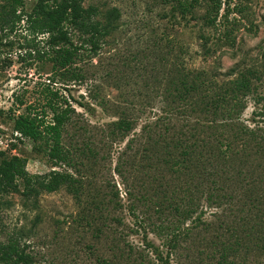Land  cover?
<instances>
[{"label":"rangeland","instance_id":"1","mask_svg":"<svg viewBox=\"0 0 264 264\" xmlns=\"http://www.w3.org/2000/svg\"><path fill=\"white\" fill-rule=\"evenodd\" d=\"M35 2L24 0L19 11L30 13ZM81 2L102 13L112 8L120 12L117 28L99 55L74 65L82 80H65L40 58L46 51L44 38L31 33L24 19L12 30L0 27V151L26 158L30 175L67 171L82 182L78 197L64 187L28 198L0 194V242L17 241L33 264H160L146 244H153L166 257L163 245L173 227H178L189 236L179 240L168 264H218L213 243L216 238L228 242V230L238 226L243 216L251 217L250 207L239 212L237 199L243 186L259 179L264 183V157L256 142L239 152L244 154L238 157L243 163L237 159L229 176V188L237 199L221 213L214 196L210 201L206 197L213 194L209 183L223 167L209 145L224 130L190 114L182 104H167L164 89L173 62L187 71H204L217 83L251 71L246 75L253 91L244 99L238 123L255 132L256 141L264 140V0H243L240 12L234 8L236 0L222 5L217 21H223L225 9L229 13L217 30L202 26L205 4L182 15L162 0ZM224 31L229 35L214 46ZM203 34L214 42L208 44L210 55L201 46ZM73 40L80 42L76 34ZM164 56L167 61L160 60ZM47 90L58 94L54 102L60 109L70 105L74 111L63 126V146L85 152L88 147L97 154L93 160L77 153V170L53 166L44 140L18 139L13 132V118L18 115L42 116L44 110L46 121L50 120ZM175 106L176 112L171 113ZM121 113L133 119L126 136L112 133L110 127ZM162 139L170 143L166 149L172 160L179 158L180 149L173 148L176 141L197 146L190 169L177 171L164 165ZM148 141L156 142L150 146L160 152V160L159 154L145 152ZM175 204H180L177 213ZM188 207L195 213L184 219L182 211ZM200 213L197 225L194 219ZM229 259L233 264H264V255L246 256L244 248Z\"/></svg>","mask_w":264,"mask_h":264},{"label":"trees","instance_id":"2","mask_svg":"<svg viewBox=\"0 0 264 264\" xmlns=\"http://www.w3.org/2000/svg\"><path fill=\"white\" fill-rule=\"evenodd\" d=\"M229 1L231 0H162L164 4H171L173 13L178 11L182 15L191 14L196 7L205 4L207 9L201 18L202 26L214 30L222 28L227 21L229 9H225L223 21L217 20L221 6H229ZM236 1L234 8L240 12V3L243 0ZM23 5L24 0H0V27L12 30L24 19L31 33L39 34L44 38L46 51L40 58L51 63L52 70L59 73L65 80L83 79V75L74 65L83 61L85 57L92 58L99 55L103 45L106 44V38L115 32L116 23L120 18V12L116 8L102 13L92 6L83 7L81 0H36L31 12L26 14L19 11ZM75 34L78 35L79 43L73 40ZM228 35L229 31H224L218 35L215 43L210 36L199 35L205 55L212 53L208 48L210 41L215 46L222 37L227 38ZM168 39L165 37L166 41ZM169 54L171 55L172 51ZM262 57L264 65V51ZM160 60L167 61V57L164 56ZM170 67L163 97L166 103L182 104L188 107L186 110L189 109L190 114H197L203 117L208 124L224 130L219 134V139L209 145L214 159L221 161L223 167L220 174L214 176L215 178L213 177L209 183L212 185L213 194L210 193L206 197L210 201L214 196L215 207L221 209L222 213L231 209L233 200L236 198L232 194V189L229 188L232 181L229 176L237 159L241 164L243 163L241 157H238L244 154L239 152H245L251 142H256L259 154L264 157V140L256 141L254 138L256 133L238 123L245 109L244 99L253 91L246 75L251 71L242 72L237 79L217 83L211 80L204 71H187L179 67L176 62H173ZM47 94L50 95V99L45 107L52 113L50 120L46 121L44 110L41 111L42 116L38 114L18 115L13 118V132L18 139L33 142L44 140L48 145L47 157L53 166L60 164L77 170L75 168L77 153L93 160L97 154L88 147L85 152L83 148L71 150L63 146L61 142L63 126L68 121V114L74 111L70 105L60 109L61 107L54 102L58 98L56 92L47 90ZM63 103L67 104L66 101ZM176 110L175 106L170 112L173 113ZM197 121L199 119L196 123ZM110 127L112 133L117 131L122 136H126L133 128V119L130 115L121 113L117 120L110 124ZM162 140L164 145L160 147L163 149L160 152L164 165L173 166L177 171L190 169V164L195 161L197 146L189 142L183 143L181 140L176 141L173 148L180 149L179 158L172 160L171 152L166 149L170 147V143ZM151 143L147 142L149 149L146 148L145 152L151 155L159 154L158 159L160 160V152L150 146ZM146 156L149 157L148 154ZM26 164V158L17 155L8 156L0 151V194L18 193L28 198L37 197L42 192L53 193L64 187L74 197H78L82 190L81 180L75 178L71 172L50 171L44 175H30L26 171ZM240 173L241 171L238 170L237 174ZM239 183L241 185L240 180ZM242 189L244 192L240 199L236 198L238 200L236 207L239 208L240 213H244L250 207L251 217L243 216L238 226L228 230L230 232L228 242L222 243L219 239H215L213 245L217 250L218 264H233L229 258L236 256L243 248L246 249V256L247 254L252 257L256 254L264 255V183H261L259 179L258 183L252 182L243 186ZM179 205L173 206L175 213L181 210ZM226 206L229 207L226 209ZM193 213H195L193 209L188 207L182 211V216L184 219H189ZM202 216L200 213L195 217L197 225L201 222ZM207 225L209 224L204 226ZM172 230L171 237L163 245L167 249L166 257L163 258L153 244H146V248L151 249L160 264H168V256L178 248L179 240L189 236L188 232L183 233L178 227H173ZM0 264H33V259L25 253L24 248L20 247L17 241L9 239L5 243L0 242ZM101 264H108V262L103 261Z\"/></svg>","mask_w":264,"mask_h":264}]
</instances>
